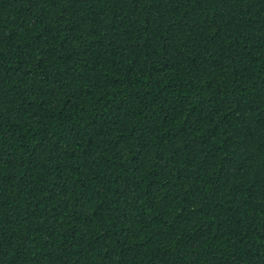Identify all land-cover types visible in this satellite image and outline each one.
Segmentation results:
<instances>
[{
	"label": "trees",
	"instance_id": "obj_1",
	"mask_svg": "<svg viewBox=\"0 0 264 264\" xmlns=\"http://www.w3.org/2000/svg\"><path fill=\"white\" fill-rule=\"evenodd\" d=\"M0 264H264V0H0Z\"/></svg>",
	"mask_w": 264,
	"mask_h": 264
}]
</instances>
